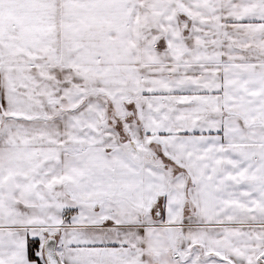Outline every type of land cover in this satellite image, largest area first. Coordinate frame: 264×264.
<instances>
[{"label":"snow or ice","instance_id":"1","mask_svg":"<svg viewBox=\"0 0 264 264\" xmlns=\"http://www.w3.org/2000/svg\"><path fill=\"white\" fill-rule=\"evenodd\" d=\"M0 264H264V0H0Z\"/></svg>","mask_w":264,"mask_h":264}]
</instances>
